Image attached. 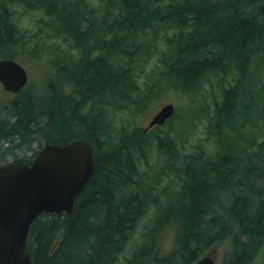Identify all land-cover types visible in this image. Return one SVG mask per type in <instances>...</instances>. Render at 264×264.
<instances>
[{
    "label": "trees",
    "instance_id": "trees-1",
    "mask_svg": "<svg viewBox=\"0 0 264 264\" xmlns=\"http://www.w3.org/2000/svg\"><path fill=\"white\" fill-rule=\"evenodd\" d=\"M263 5L0 0V60L23 53L33 60L43 56L51 67L43 68L38 89H22L0 107V165L29 162L19 156L41 150L38 141L31 150L37 138L31 136L42 131L46 144L82 139L93 150V172L72 210L42 213L31 224L26 248L32 264H116L150 209L148 246L123 264H192L227 240L232 247L223 264H264V138L250 136L264 127L261 91L252 83L264 68ZM20 7L41 14L38 29L22 26ZM170 28L177 32L162 36L169 55L153 77L158 92L168 88L187 96L190 115L174 114L145 131L134 117L148 108L155 85L144 83L143 90L135 72L149 57L145 37L151 32L161 39L156 31ZM53 36L56 44L46 43ZM59 39L76 53L64 52ZM228 76L236 78L225 87ZM211 77L221 85V101L213 99L212 109L196 101L198 94L206 98L203 82ZM72 82L74 90L64 95ZM109 108L121 116H109ZM194 119L207 122L209 142L187 151ZM168 227L178 230L176 247L160 257L155 240Z\"/></svg>",
    "mask_w": 264,
    "mask_h": 264
},
{
    "label": "water",
    "instance_id": "water-1",
    "mask_svg": "<svg viewBox=\"0 0 264 264\" xmlns=\"http://www.w3.org/2000/svg\"><path fill=\"white\" fill-rule=\"evenodd\" d=\"M264 17V5L261 9ZM28 82L25 68L12 59L0 60V84L17 93ZM175 112L162 106L145 131L162 126ZM94 169L91 145L75 139L65 145L47 144L30 164L0 166V264H32L26 248L31 224L42 213L70 212ZM192 264H216L213 251Z\"/></svg>",
    "mask_w": 264,
    "mask_h": 264
},
{
    "label": "rangeland",
    "instance_id": "rangeland-1",
    "mask_svg": "<svg viewBox=\"0 0 264 264\" xmlns=\"http://www.w3.org/2000/svg\"><path fill=\"white\" fill-rule=\"evenodd\" d=\"M99 0H90V3L95 5L98 3ZM161 4H165L169 0H160ZM17 18L22 24V26L29 31L33 32L34 30L38 29L36 20H38V17L41 16L39 12H34L31 10L24 11L22 7L18 8ZM45 31V30H44ZM67 31L72 32V29H67ZM177 30L175 28H170L168 31H162L157 30L156 35L157 37H160L161 39H152L153 34L149 32V35L145 37L144 42V48L146 53L149 55V57L146 59L145 63H142L141 68L136 70V78L138 80V83L140 87L143 90H146V88L154 83V87L152 86V91L154 90V95H151L149 99L148 108H146L142 113L135 116L134 118L137 120L138 124L143 128L146 127L152 118V116L164 105L171 103L174 105L175 113L180 115L189 116L190 110L187 107V96L183 95L178 90H172V89H161L158 92V84L156 83V79L154 80L153 74H155L158 71H161L163 69V64L161 63V59L164 57H167L169 55V50L167 48V45L165 41L163 40V35H168V38L175 35ZM47 33V31H46ZM49 33V32H48ZM55 34V33H54ZM71 37V36H70ZM74 38V36H73ZM56 36H53L52 39L48 40L46 43L55 45ZM60 41V39H59ZM60 45L64 47V52H67L69 54H75V51L70 50V46L66 44V42L60 41ZM91 45V44H90ZM146 45V46H145ZM86 47L82 46V51H86ZM20 50V49H19ZM16 51V50H14ZM55 51V50H54ZM16 53V52H15ZM3 53H0V57ZM17 62H19L27 71L29 76V82L28 84L23 88V92L26 91V89L34 90L38 89L42 82L43 74L47 71L45 69H50V65L48 66V62L45 61V58L42 56L39 58V60H33L31 59L27 54L23 53H16ZM146 54V55H147ZM6 56V55H5ZM3 57V56H2ZM39 61V62H38ZM41 68L44 70H41ZM143 72V73H142ZM138 73H141L139 76ZM233 75V74H232ZM257 79L255 81H252V83L257 82V87H259L261 91V99H260V105L264 104V94L262 91V87L264 85V68H261L260 74L258 75ZM157 77V76H156ZM233 78H236L235 76H228L227 80L225 82V87H228L229 85H233L234 81ZM154 80V81H153ZM153 81V82H152ZM144 83L148 84V86H145ZM204 89L207 91L206 98L204 95H196V101L201 102L202 104H207L210 109L213 108V99L217 101H221V85L216 77H211L209 81L203 82ZM256 89V88H255ZM74 90V82L69 83L66 87H64L63 92L64 95L71 94ZM257 90V89H256ZM21 92L19 93H9L2 89L0 86V107L5 105L6 102L11 101L16 98V96H20ZM193 100L195 102V95L193 96ZM108 114L111 117H117L121 116L120 112H118L117 109L109 108ZM127 119L126 116H124V120ZM115 122H120V119L115 120ZM206 125L207 122L203 119H197L191 123V129L189 130L190 137L186 143L187 151H193L194 146L198 144H202L203 142H209V140H206ZM178 129V128H177ZM31 137H37L34 145L31 147V150L37 149L38 142H41V146H44L45 140H44V132L41 133H34ZM250 136L257 137L258 141H261L264 138V127L261 128H253L252 131H250ZM251 138V137H250ZM34 152L33 151H25L22 152L19 156V158H29ZM13 159H10L8 161H11ZM154 213V209H150L149 212L138 222L135 230L131 234L128 241L125 243L121 253L118 255L117 263L116 264H123L126 259L131 258L133 254L138 251L149 239V234L152 227H153V219L152 214ZM177 233L178 230L175 227H168L165 229L162 234L156 238V246H157V252L160 257L163 255L170 254L174 251L177 243ZM145 236V237H144ZM232 245L229 240L215 244L212 248H209L204 251L203 255L207 254L210 251H213L214 258L216 261V264H223L226 260V257L229 255V250L231 249ZM202 255V256H203ZM155 264V263H150Z\"/></svg>",
    "mask_w": 264,
    "mask_h": 264
},
{
    "label": "flooded vegetation",
    "instance_id": "flooded-vegetation-1",
    "mask_svg": "<svg viewBox=\"0 0 264 264\" xmlns=\"http://www.w3.org/2000/svg\"><path fill=\"white\" fill-rule=\"evenodd\" d=\"M1 86V85H0ZM34 154H32L31 156H30V160H29V162H27L28 164H30L31 163V161L34 159V157H35V155L33 156ZM9 163H14V162H9Z\"/></svg>",
    "mask_w": 264,
    "mask_h": 264
},
{
    "label": "bare ground",
    "instance_id": "bare-ground-1",
    "mask_svg": "<svg viewBox=\"0 0 264 264\" xmlns=\"http://www.w3.org/2000/svg\"><path fill=\"white\" fill-rule=\"evenodd\" d=\"M192 173H193V172H192ZM151 198H152V197H151ZM148 234H149V233H148ZM144 237H145V236H144ZM154 237H155V236H154ZM179 239H180V238H179ZM153 243H154V241H153ZM155 243H156V242H155ZM155 243H154V244H155ZM146 245H147V244H146ZM156 245H157V244H156ZM147 246H148V245H147ZM150 246H151V245H150ZM154 247H156V246H154ZM154 247H153V248H154ZM151 248H152V247H151ZM151 250H152V249H151Z\"/></svg>",
    "mask_w": 264,
    "mask_h": 264
}]
</instances>
